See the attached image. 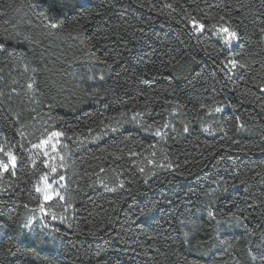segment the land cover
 I'll return each instance as SVG.
<instances>
[{"label":"trees","instance_id":"obj_1","mask_svg":"<svg viewBox=\"0 0 264 264\" xmlns=\"http://www.w3.org/2000/svg\"><path fill=\"white\" fill-rule=\"evenodd\" d=\"M0 146V264H264V0H0Z\"/></svg>","mask_w":264,"mask_h":264},{"label":"rangeland","instance_id":"obj_2","mask_svg":"<svg viewBox=\"0 0 264 264\" xmlns=\"http://www.w3.org/2000/svg\"><path fill=\"white\" fill-rule=\"evenodd\" d=\"M87 1L88 0H62L63 3H85ZM223 29H228L229 32H234L230 29V27L224 24H218L212 28L214 35L222 41L226 47H231L236 42L237 36L235 38H231L228 36L227 32L223 31ZM226 38H228L230 42L226 43ZM225 108V105H217L212 108L211 111L217 113ZM213 120L214 119L207 124H204V131L208 134L215 130ZM161 139L164 140V138ZM45 140H47L48 143L46 145L41 144V149L47 155L48 172L42 176L45 177V179L40 178L37 183V190L40 189L38 192L42 198L43 206L37 210H31L28 215V220L30 223H33L35 220H40L48 226H53L54 222H63L70 214V210L68 209L63 214L58 215V210L56 208V202L59 199L63 201L62 191L64 186L63 179H61V177L57 178V174L59 173L61 167H63L62 156L58 152V144L61 142L60 136L50 135ZM0 160L7 162V157H1ZM53 168H55V171H53Z\"/></svg>","mask_w":264,"mask_h":264},{"label":"snow or ice","instance_id":"obj_3","mask_svg":"<svg viewBox=\"0 0 264 264\" xmlns=\"http://www.w3.org/2000/svg\"><path fill=\"white\" fill-rule=\"evenodd\" d=\"M200 27L202 28L203 26L201 25ZM197 30H200V29H197ZM223 31L227 32L228 36L231 38L236 37V33L229 32L228 29H223ZM225 42L228 43V42H230V40L228 38H226ZM232 64H233V66H235L237 64V61H232ZM241 67H243V65H241ZM60 135H62V133L54 132L51 134V136H60ZM41 143H42V145H46L48 143V141L45 140V141H42ZM34 147H37V146L34 145ZM0 151H3L2 146H0ZM5 156L7 157V162H5L4 160H0V172H6V171H9L11 169V170H13V174H15L14 169H15L16 162H17L16 155L11 150H9L8 152L5 153ZM53 171H55V168H53ZM41 179H45V177H41ZM61 179H63V177H61ZM39 190L40 189H38V191Z\"/></svg>","mask_w":264,"mask_h":264}]
</instances>
